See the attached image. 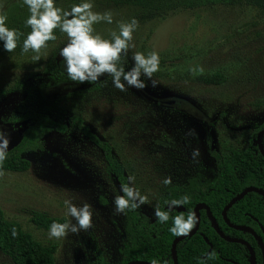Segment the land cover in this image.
<instances>
[{
  "label": "rangeland",
  "instance_id": "374dc122",
  "mask_svg": "<svg viewBox=\"0 0 264 264\" xmlns=\"http://www.w3.org/2000/svg\"><path fill=\"white\" fill-rule=\"evenodd\" d=\"M79 2L55 0L65 10ZM93 3L94 11L113 13L112 24L102 21L93 26L94 34L105 39H111L113 31L119 32V21L138 20L132 41L135 47L122 62L127 71L133 66L135 52H158L159 71L152 76L157 86L122 92L105 74L99 89L57 102L76 103L85 124L110 144L127 178L134 176V186L148 197V203L138 210L153 220L159 195L168 186L162 183L166 176L172 177L170 185H184L195 175L211 177L216 154L226 146L246 145L264 122V10L246 2L176 6L163 12L108 0ZM17 4L29 16L23 0H0L7 21L10 14H16ZM54 34L57 39L41 49L38 61L33 60L36 53L22 54V46L11 53L0 48V128L10 133L9 148L18 141L25 122L14 124L7 118L21 114L18 107L22 104L35 107L25 99L20 82L35 86L39 105L54 107L56 96L43 95L37 87L40 82H47L45 87L56 83L48 77L46 65L55 63L67 74L59 51L68 38L59 29ZM197 66L204 69L203 74L189 71ZM215 72L222 75L221 82L202 80ZM142 79L148 82L146 77ZM189 130L196 135H189ZM42 148L23 154L30 162L28 170L4 171L0 177L4 216L19 222L38 242L54 243L55 264H93L97 249L108 264H115L124 236V213L114 210L113 200L121 195V187L107 172L102 150L78 129L50 130L43 137ZM194 148L200 150L195 160L191 156ZM66 200L77 206L89 203L94 210L93 227L65 238H49V229L33 224L31 211L74 224L67 215ZM0 264L14 263L0 251Z\"/></svg>",
  "mask_w": 264,
  "mask_h": 264
},
{
  "label": "trees",
  "instance_id": "16d2710c",
  "mask_svg": "<svg viewBox=\"0 0 264 264\" xmlns=\"http://www.w3.org/2000/svg\"><path fill=\"white\" fill-rule=\"evenodd\" d=\"M115 4L132 5L140 8L163 12L176 6L197 7L207 4H242L246 2L252 6L257 5L264 10L263 0H108ZM16 14L9 15L7 26L15 28L24 35L20 37L17 48H20L23 39L31 31L26 26L28 18L26 9L17 4ZM3 41H0V48ZM46 73L54 82L63 81L66 78L55 63L46 65ZM206 83H219L222 75L218 72L203 77ZM19 89L24 93L25 99L33 101L35 107L22 104L17 116L10 117L11 121L18 120L25 122L20 132L18 142L9 148L8 158L4 162L3 170L11 172H24L29 169L30 162L23 156L28 150L42 151L43 137L50 130L65 133L78 129L90 141L96 144L103 152L106 161L107 172L114 175L120 187L128 183L123 164L113 155L110 144L99 139L83 120L78 106L73 101L65 104L53 102L54 107L39 105L38 97L32 85H24L20 82ZM47 82L37 84L43 89ZM69 99L65 96L64 100ZM29 107V108H28ZM67 118V121L63 119ZM264 127V122L258 125L253 131L248 143L244 146H226L223 151L216 154L214 169L211 177L203 178L200 175L190 177L184 185H168L164 188L158 198L156 207L167 210L166 201L180 199L183 195H189L191 202L188 205L175 207L170 212L168 222L161 224L155 217L153 220L146 218L138 209L126 210L124 212L123 239L118 249V261L116 264H125L133 260L167 261L173 264L171 257V243L176 236H173L169 228L172 226L171 217L180 212L187 213L193 210L197 203H205L222 232L230 237H237L251 243L252 248L259 252L258 243L254 242L248 231L237 230L229 227L223 220L222 209L233 196L240 193L247 186H256L264 189V156L257 151L256 134ZM264 149V136L262 137ZM123 193L121 192V195ZM200 222L198 230L192 236L184 238L176 245L178 264H249L248 251L241 243H232L222 239L211 225L208 213L200 209ZM228 220L237 225H246L260 232L255 219H258L264 228V197L255 192H248L241 200L230 205L227 210ZM31 221L37 227L49 229L53 222L63 223L60 217L51 216L47 213L31 211ZM17 230V236H12V228ZM205 236L212 244L211 251L217 256L213 260H205L209 245L203 238ZM95 246V245H94ZM0 251L7 255L14 264H55L56 245L54 243L42 244L25 231L21 224L15 220L7 219L0 207ZM93 264H108L102 251L96 250ZM234 262H232V261Z\"/></svg>",
  "mask_w": 264,
  "mask_h": 264
},
{
  "label": "clouds",
  "instance_id": "9594fccd",
  "mask_svg": "<svg viewBox=\"0 0 264 264\" xmlns=\"http://www.w3.org/2000/svg\"><path fill=\"white\" fill-rule=\"evenodd\" d=\"M29 11L25 21L31 31L23 39L22 54L29 51L36 53L33 60H39L41 49L47 47L49 41L57 39L54 34L56 29L65 33L67 43L59 51V56L65 63L67 75L71 81L85 83L95 82L105 74L112 77V83L120 91L128 88H135L142 91L149 86L156 87L157 83L152 79L154 73L159 71L160 56L156 51L147 54L135 52L132 56L133 66L125 70L122 57H126L128 50L135 47L132 43L133 34L139 27L136 18L128 21H119V32L113 31L111 39H105L100 34H94V25L100 22L113 23V13L110 10L104 12L94 11L93 0H80L71 6L70 10L58 7L55 0H23ZM7 16L3 12V5H0V41H3V50L13 52L20 37L24 34L15 28H9L6 24ZM189 71L193 75L203 74L202 67H192ZM142 77H146L142 79ZM189 135L195 136V130H189ZM10 144V133L0 128V177L5 175L3 170L4 162L8 158ZM193 160L200 156L199 148L192 150ZM128 182L121 185L122 195L114 197V210L116 213H124L126 210H137L148 203V197L141 195L138 188L134 186L135 177L129 176ZM162 183L167 186L172 183V177L166 176ZM189 195H183L180 199L166 201L167 210L160 207L154 209V216L161 224L170 219V212L175 207L190 204ZM67 215L73 218L76 223L53 222L49 227V238H65L69 233L78 234L80 231H87L93 227L92 206L85 202L77 206L71 200H66ZM172 226L170 233L176 237L189 236L199 222V217L194 210L189 209L187 213L180 212L171 217ZM12 236H17V230L13 227ZM217 256L215 251L206 254L205 260H213ZM150 264H167V261L152 259ZM201 264H204L201 261Z\"/></svg>",
  "mask_w": 264,
  "mask_h": 264
},
{
  "label": "water",
  "instance_id": "95a60500",
  "mask_svg": "<svg viewBox=\"0 0 264 264\" xmlns=\"http://www.w3.org/2000/svg\"><path fill=\"white\" fill-rule=\"evenodd\" d=\"M263 136H264V127L261 130L258 131V133L256 134V140H255L256 144H257V151H259L262 156H264V149L262 147V137ZM248 192H255V193H258V194H260V195H262L264 197V189L256 187V186H252V185L247 186L240 193H238L235 196H233L231 198V200H229L226 203V205L222 209L221 214H222L224 222L229 227H232V228L237 229V230L248 231L249 233L254 235L258 239L259 243H261L260 246L262 248V253L264 255V243L262 242L261 238L256 235V232L249 226L237 225V224L231 223L228 220L227 215H226L227 210L229 209L230 205L232 206L235 202H237L238 200H241V198L244 197V195H246ZM200 209H205L207 211L209 219L211 221V225L213 226L214 230L217 232V234L222 239H224L225 241H228V242H232V243H241V244H243L246 247V249L249 251L250 255H251V264H256L254 250H253L252 246L250 245V243H248L246 240H244L242 238L230 237V236L224 234L222 232V230L220 229V227L218 225V222L216 221L215 217L212 215L209 207L205 203H202V202L197 203L194 206V209H193L196 212L197 216L199 217V222H200V212H199ZM199 222H198V224L196 225V227L194 228V230L192 231V233L189 236H192L193 234H195L197 232L198 227H199ZM189 236H187V237H189ZM187 237H175L173 239V242L171 243V248H170L173 264H178L177 255H176V245H177V243L180 242L181 240H183L184 238H187ZM203 238H204V240L206 242H208V245H209L208 252L211 251V249H212L211 242H209L208 239L205 236H203ZM125 264H150V262L146 261V260H133V261H130V262L125 263ZM235 264H237V263H235Z\"/></svg>",
  "mask_w": 264,
  "mask_h": 264
},
{
  "label": "flooded vegetation",
  "instance_id": "af4514ba",
  "mask_svg": "<svg viewBox=\"0 0 264 264\" xmlns=\"http://www.w3.org/2000/svg\"><path fill=\"white\" fill-rule=\"evenodd\" d=\"M63 75H64V73H63ZM64 77L66 78L65 80L56 82L54 85H51V86H48V87H44L42 89V94L49 96V93H51L50 96H52V97L56 96V98L53 99V102H57L58 99H64L65 96H69V98H71L75 94L76 95H84L85 93H88V92H90L92 90L99 89V85H100V82H101L100 80H101V77H103V76H101L98 79V81L88 82V83L87 82L79 83V82L71 81L67 74L64 75ZM7 120L9 122H11V123L14 122V124L20 122L18 120L11 121L8 118H7ZM255 221H256L257 225L259 226V228L261 229V231L258 232L256 230H254L253 228L252 229L256 232V235L259 236L261 238L262 242L264 243V228H263V226L261 225V223H260V221L258 219H255ZM250 235H251L252 239L254 240V242L258 243V246L260 248V254H259V252L255 251L253 249L254 250V254H255L256 264H263L264 263V255L262 253V248L260 246L261 243H259L258 239L254 235H252L251 233H250ZM247 259H248L249 264H251V255H250L249 251H248V256H247L246 260ZM230 261H232V260H230ZM232 262H234V261H232Z\"/></svg>",
  "mask_w": 264,
  "mask_h": 264
}]
</instances>
